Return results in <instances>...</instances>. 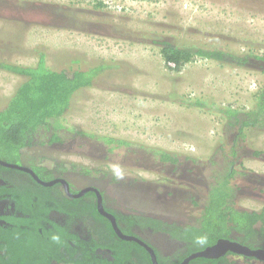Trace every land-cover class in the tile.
<instances>
[{"label":"rangeland","instance_id":"1","mask_svg":"<svg viewBox=\"0 0 264 264\" xmlns=\"http://www.w3.org/2000/svg\"><path fill=\"white\" fill-rule=\"evenodd\" d=\"M164 47L193 56L175 69ZM198 49L223 51L224 62ZM40 56L53 70L123 67L73 96L60 142L30 148L27 164L75 162L90 172L74 189L99 187L114 207L183 226L197 225L209 188L230 171L233 207L264 208V127L238 136L224 114L242 120L264 88V0H0V61L33 67ZM22 81L0 70V109Z\"/></svg>","mask_w":264,"mask_h":264},{"label":"flooded vegetation","instance_id":"2","mask_svg":"<svg viewBox=\"0 0 264 264\" xmlns=\"http://www.w3.org/2000/svg\"><path fill=\"white\" fill-rule=\"evenodd\" d=\"M26 153L18 159L0 157V236L24 234L37 245L39 241L44 244L54 240L55 251L51 255L56 256L50 257L48 264H131L130 261L146 264L139 248L151 264H182L195 253L174 236L175 229L185 226L114 207L99 187L84 185L74 189L73 177L89 176L72 170L77 163L44 157L49 162L38 166L42 156H35L29 165L23 160ZM62 162L67 163L66 170ZM144 219L154 220V226L146 224ZM235 235L220 238L206 248L232 243L250 251L264 252L261 242L264 236L258 238L257 244H242ZM161 249L164 253L160 254ZM228 258L232 264L240 260L264 264V260L230 250L215 258L201 259L225 264Z\"/></svg>","mask_w":264,"mask_h":264},{"label":"trees","instance_id":"3","mask_svg":"<svg viewBox=\"0 0 264 264\" xmlns=\"http://www.w3.org/2000/svg\"><path fill=\"white\" fill-rule=\"evenodd\" d=\"M161 52L164 61L167 64H174L175 69L189 62L193 56L172 47H164ZM194 55L221 63L226 56L223 51L215 49H198ZM245 60V57H235L234 64L241 67ZM117 67L123 66L117 62L102 61L91 63L86 68L53 70L46 66L42 56L33 67L0 61V70L23 79L0 109V157L18 159L30 148L59 143L58 133L64 129L61 119L70 109L73 96L82 89L96 86L100 73L116 71ZM255 101L254 109L243 114L242 120L237 112L230 109L224 111L227 121L233 120V123L229 125L239 123L238 136L243 128L264 127V88L257 94ZM196 106L202 105L198 102ZM80 134L98 141L113 142L107 137L100 138L84 132ZM117 143L129 145L124 141ZM153 150L161 154L162 160L175 161L174 154ZM48 162L49 160L42 157L37 163L39 166L41 163ZM62 164L66 170L67 163L62 162ZM74 166L72 170H77L79 173L90 172L81 165L74 164ZM231 174V171L226 173L222 179L211 186L200 216L197 218L196 226H185L184 229L174 230V236L183 240L191 253L202 251L214 244L216 240L230 234H236L237 240L242 244H257L258 238L264 236V209L258 212L237 210L231 204L230 199L233 196V189L230 186ZM143 221L153 226L155 223L151 219ZM3 235L0 236V264H48V259L56 256L51 255L55 251L54 240H47L44 244L39 241L40 245H37L28 240L29 237L24 234ZM201 238L204 243L197 242ZM139 253L146 259V264H151L149 257L140 248ZM130 263L134 264L131 261ZM192 263L219 264V261L199 258Z\"/></svg>","mask_w":264,"mask_h":264},{"label":"water","instance_id":"4","mask_svg":"<svg viewBox=\"0 0 264 264\" xmlns=\"http://www.w3.org/2000/svg\"><path fill=\"white\" fill-rule=\"evenodd\" d=\"M226 250L242 253L247 256H254L258 259L264 260V252L250 251L249 249L239 247L238 245L232 243H218L212 247L190 255L189 257L185 258L182 264H188L190 260L195 258H215L216 256L222 255Z\"/></svg>","mask_w":264,"mask_h":264},{"label":"clouds","instance_id":"5","mask_svg":"<svg viewBox=\"0 0 264 264\" xmlns=\"http://www.w3.org/2000/svg\"><path fill=\"white\" fill-rule=\"evenodd\" d=\"M197 242H198V243H204V240H203V238H201V239H199Z\"/></svg>","mask_w":264,"mask_h":264}]
</instances>
